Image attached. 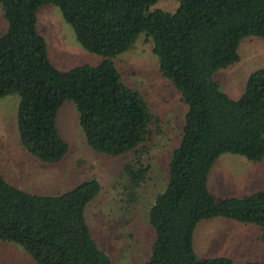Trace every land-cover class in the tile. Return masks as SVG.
Masks as SVG:
<instances>
[{"label": "trees", "instance_id": "obj_1", "mask_svg": "<svg viewBox=\"0 0 264 264\" xmlns=\"http://www.w3.org/2000/svg\"><path fill=\"white\" fill-rule=\"evenodd\" d=\"M156 1L0 0L7 22L0 31V98L19 96L20 145L45 163L68 152L56 118L62 103L72 100L91 148L107 156L132 154L121 173L127 192L138 188L150 170L143 144L154 119L144 97L122 80L113 58L144 32L159 72L179 92L186 113L166 187L149 207L155 237L149 259L141 264H238L228 256L199 259L193 235L201 220L214 217L264 230V189L218 199L208 186L222 154L253 162L264 158V66L249 74L237 98L214 78L239 60L244 38L264 39V0H177L172 12L149 11ZM44 5L59 10L79 44L102 57L99 63L62 70L52 62L36 27ZM101 190L97 179L86 178L58 194L30 193L0 173V240L19 244L38 264H114L94 240L85 215Z\"/></svg>", "mask_w": 264, "mask_h": 264}, {"label": "rangeland", "instance_id": "obj_2", "mask_svg": "<svg viewBox=\"0 0 264 264\" xmlns=\"http://www.w3.org/2000/svg\"><path fill=\"white\" fill-rule=\"evenodd\" d=\"M177 6V0H157L148 10L172 12ZM6 27L0 7V31ZM36 27L46 40L49 57L59 69L101 61L100 55L79 44L56 7H40ZM238 51L239 60L214 75L233 98L244 91L249 74L264 66V39L244 38ZM113 61L122 80L144 97L153 114L152 133L143 144L147 150L143 160L150 164V170L141 186L128 192L124 188L126 178L121 170L132 154L107 156L87 144L72 100L62 103L56 118L57 129L68 143V152L55 163L38 160L20 145L16 125L19 96L15 93L0 98V173L20 189L48 195L64 192L86 178L97 179L102 190L85 210L94 240L114 264H141L149 259L155 237L148 221L149 207L155 195L166 187L168 163L181 138L186 105L159 72L151 39L144 32ZM208 186L218 199L264 189V158L253 162L241 155L224 153L209 172ZM193 245L199 259L228 256L238 264L264 261V230L253 223L224 217L201 220L194 230ZM0 264L38 263L19 244L0 240Z\"/></svg>", "mask_w": 264, "mask_h": 264}]
</instances>
